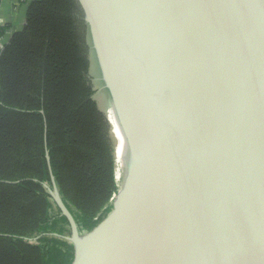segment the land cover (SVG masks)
I'll return each mask as SVG.
<instances>
[{"label":"water","instance_id":"1","mask_svg":"<svg viewBox=\"0 0 264 264\" xmlns=\"http://www.w3.org/2000/svg\"><path fill=\"white\" fill-rule=\"evenodd\" d=\"M75 1L126 157L90 233L49 169L73 264H264V0Z\"/></svg>","mask_w":264,"mask_h":264},{"label":"trees","instance_id":"2","mask_svg":"<svg viewBox=\"0 0 264 264\" xmlns=\"http://www.w3.org/2000/svg\"><path fill=\"white\" fill-rule=\"evenodd\" d=\"M90 52L75 0L29 3L0 51V264L74 263L68 222L44 188L49 169L79 232L97 230L112 209L115 158Z\"/></svg>","mask_w":264,"mask_h":264},{"label":"rangeland","instance_id":"3","mask_svg":"<svg viewBox=\"0 0 264 264\" xmlns=\"http://www.w3.org/2000/svg\"><path fill=\"white\" fill-rule=\"evenodd\" d=\"M3 46L1 47V49ZM1 51V50H0ZM90 70H89V76L91 79V84L93 89L95 90V95H94V100L102 114L105 116L107 119V122L110 126L109 130V138L112 141V148H113V155L115 158V174H116V179L118 180V190L120 186L122 185L123 179H124V173H123V164L120 159V152L118 150L119 144L114 136V129H113V114H112V108L110 104V100L108 95L106 94L103 85L100 81L99 73L97 66L94 61V56L92 51L90 52Z\"/></svg>","mask_w":264,"mask_h":264},{"label":"crops","instance_id":"4","mask_svg":"<svg viewBox=\"0 0 264 264\" xmlns=\"http://www.w3.org/2000/svg\"><path fill=\"white\" fill-rule=\"evenodd\" d=\"M34 0H1L0 1V26L9 28L0 40L1 47L7 44L10 37L20 32L25 25L28 4Z\"/></svg>","mask_w":264,"mask_h":264},{"label":"bare ground","instance_id":"5","mask_svg":"<svg viewBox=\"0 0 264 264\" xmlns=\"http://www.w3.org/2000/svg\"><path fill=\"white\" fill-rule=\"evenodd\" d=\"M113 125V129H114V136L119 144V152H120V159L122 161V164H123V175L125 176V157H126V146H125V143H124V140L121 136V133H120V130H119V126L113 116V122H112Z\"/></svg>","mask_w":264,"mask_h":264}]
</instances>
